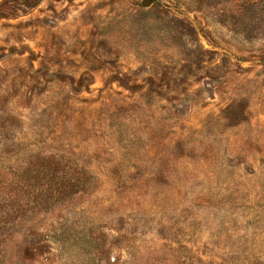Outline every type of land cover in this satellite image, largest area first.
Returning <instances> with one entry per match:
<instances>
[{
	"label": "rangeland",
	"instance_id": "obj_1",
	"mask_svg": "<svg viewBox=\"0 0 264 264\" xmlns=\"http://www.w3.org/2000/svg\"><path fill=\"white\" fill-rule=\"evenodd\" d=\"M0 264H264V0H0Z\"/></svg>",
	"mask_w": 264,
	"mask_h": 264
}]
</instances>
